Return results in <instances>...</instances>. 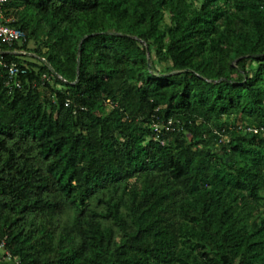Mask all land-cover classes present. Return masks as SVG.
<instances>
[{"label": "trees", "instance_id": "obj_1", "mask_svg": "<svg viewBox=\"0 0 264 264\" xmlns=\"http://www.w3.org/2000/svg\"><path fill=\"white\" fill-rule=\"evenodd\" d=\"M5 12L25 38L0 69V242L21 264H264V0Z\"/></svg>", "mask_w": 264, "mask_h": 264}, {"label": "built area", "instance_id": "obj_2", "mask_svg": "<svg viewBox=\"0 0 264 264\" xmlns=\"http://www.w3.org/2000/svg\"><path fill=\"white\" fill-rule=\"evenodd\" d=\"M8 0H0V69L2 66H7L4 59V46H12L17 41H21L25 38V33L22 29L11 26L13 18L8 16L5 12V5ZM25 69L19 67L16 63H11L8 66V81L9 86L20 85L18 76L20 73H24ZM44 78H47L44 75ZM0 249H3L5 256L11 260L14 264H21L19 259L15 257L9 249L6 248L5 240L0 242Z\"/></svg>", "mask_w": 264, "mask_h": 264}, {"label": "crops", "instance_id": "obj_3", "mask_svg": "<svg viewBox=\"0 0 264 264\" xmlns=\"http://www.w3.org/2000/svg\"><path fill=\"white\" fill-rule=\"evenodd\" d=\"M0 264H14L5 256V252L3 249H0Z\"/></svg>", "mask_w": 264, "mask_h": 264}]
</instances>
